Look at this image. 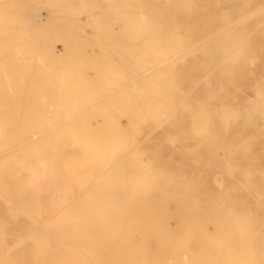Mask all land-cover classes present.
<instances>
[{
  "label": "bare ground",
  "instance_id": "1",
  "mask_svg": "<svg viewBox=\"0 0 264 264\" xmlns=\"http://www.w3.org/2000/svg\"><path fill=\"white\" fill-rule=\"evenodd\" d=\"M0 6V264H264V0Z\"/></svg>",
  "mask_w": 264,
  "mask_h": 264
},
{
  "label": "rangeland",
  "instance_id": "2",
  "mask_svg": "<svg viewBox=\"0 0 264 264\" xmlns=\"http://www.w3.org/2000/svg\"><path fill=\"white\" fill-rule=\"evenodd\" d=\"M0 8H1V6H0ZM112 238H114V237H112ZM136 239H137V237H136V235H133L132 237H130L129 238V240H130V242H131V244L134 246V247H132L133 248V250L134 251H132V248H130V250L129 249H125V250H121V249H118V248H114V247H110V248H103V249H92L93 250V252L92 251H90L89 250V252H87L88 251V249H80V248H74V249H70L69 250V252L68 251H63V249H59V252H50L49 253V256L50 257H52V255H53V260L51 259L50 260V262L51 263H48V264H53L54 262H57V264H84L83 262L86 260H92V262L94 261V259H95V261H97V264H98V262H99V264H102V262H103V264H110V260L111 259H113L111 262H112V264H135V254H136V251H135V244H136ZM112 240V239H111ZM113 248V249H112ZM117 250V255H116V252L114 253V250ZM73 250V251H72ZM77 250V251H76ZM81 250V252H79ZM96 252H95V251ZM101 250V252H99V251ZM121 250V252L123 251V253L121 254V252H119ZM56 251V250H55ZM70 251H72V253L70 252ZM108 253H107V252ZM110 251V252H109ZM113 253H112V252ZM132 251V252H131ZM61 252V253H60ZM64 252V253H63ZM65 252H67V253H65ZM88 253V254H86V253ZM104 252V253H103ZM51 253H53V254H51ZM85 253V254H84ZM1 254V253H0ZM3 254H9V255H13V256H18V255H20V254H22V253H19V252H7V253H3ZM72 254V255H71ZM54 255H56V256H54ZM78 255H80V256H78ZM84 255V257L85 256H87L88 257V259H86V257L83 259L81 256H83ZM89 255V256H88ZM93 255V256H92ZM115 255V257H113ZM60 257L59 259L61 260V256H63L62 258V260H61V262H59L58 261V257ZM70 258H69V257ZM119 256H121V257H119ZM64 257H67L68 259H66V258H64ZM75 257V258H74ZM79 257H80V259H82V260H84V261H80V259H79ZM108 257H112L111 259L110 258H108ZM117 257V258H116ZM71 258L74 260H71ZM97 258V259H96ZM54 259H57V261L55 260L54 261ZM64 259H66L65 261H63ZM99 259H101L100 261H99ZM110 259V260H109ZM67 260H68V262H67ZM77 260V261H76ZM89 260V262L91 263V261ZM95 261L93 262V263H91V264H95ZM62 262H64V263H62ZM78 262H80V263H78ZM88 261H87V263H89ZM89 263V264H90Z\"/></svg>",
  "mask_w": 264,
  "mask_h": 264
}]
</instances>
